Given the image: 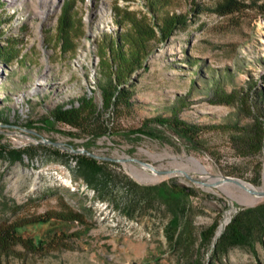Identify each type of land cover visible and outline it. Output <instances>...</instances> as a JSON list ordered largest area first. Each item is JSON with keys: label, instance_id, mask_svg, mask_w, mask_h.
Returning a JSON list of instances; mask_svg holds the SVG:
<instances>
[{"label": "rangeland", "instance_id": "1", "mask_svg": "<svg viewBox=\"0 0 264 264\" xmlns=\"http://www.w3.org/2000/svg\"><path fill=\"white\" fill-rule=\"evenodd\" d=\"M110 48L138 60L129 76L119 61L132 106L103 111L110 134L43 125L81 95L101 108ZM262 90L264 0H0V146L32 150L0 156V225L48 211L81 219L24 225L0 264H264V232L239 215L264 197L212 185L230 176L264 190V143L247 154L227 127L247 107L264 120ZM174 114L199 128L192 140L157 120ZM86 152L123 178L113 195L75 176L72 155ZM191 156L207 173L185 165ZM132 170L170 176L139 181Z\"/></svg>", "mask_w": 264, "mask_h": 264}, {"label": "trees", "instance_id": "2", "mask_svg": "<svg viewBox=\"0 0 264 264\" xmlns=\"http://www.w3.org/2000/svg\"><path fill=\"white\" fill-rule=\"evenodd\" d=\"M112 53L109 55V68L111 72L103 74V80L99 79L100 94L102 98L101 108L97 106L94 99L90 95H81L76 98L77 104L74 101L68 103L57 104L49 111L47 116L41 118L40 122L47 127L57 130L56 124H64L87 134L89 138L95 139L105 134H110V130L106 123L103 111L108 108H113L116 111L119 107L130 108L132 106V92L129 86H120L119 61L121 60L123 68L129 76L134 65L138 63L136 53H125L121 49L114 50L110 48ZM120 66V67H122ZM214 95L217 97L227 98L232 101L231 93H226L220 89H214ZM257 96L260 100H264V90L258 91ZM226 101V100H225ZM258 105V104H257ZM254 107V102H252ZM238 115L245 118L244 123L238 120L231 122L227 127L235 131L236 136L233 137L238 143V147L247 154H258L264 143V120L260 114H255L253 109L245 108V113L238 112ZM158 121L168 123L172 128L177 130L182 135L193 139L195 129L197 126L188 124L174 114L172 119L158 117ZM60 131V130H58ZM69 134H75L69 132ZM32 150L27 148H11L7 149L0 146V156L7 158L11 162L20 161L25 155L29 156ZM67 155L66 153H60ZM75 157V171L76 177L82 178L85 184L92 188V190L101 193L104 198L108 195H113V187L123 185L122 177L117 176L109 167V161L105 159L93 158L85 154L72 155ZM258 173V172H257ZM257 178H254L256 181ZM130 192L135 185L134 182L126 181ZM241 222L250 230L256 232H264V202L253 207L245 208L240 212ZM50 219L61 220H77L81 221L77 212L72 210L62 211H48L43 215L33 216L30 218H18L12 221H6L0 225V254H7L12 252L13 246L19 238V231L24 225L29 223L46 222ZM218 230V228H217ZM212 243V242H211Z\"/></svg>", "mask_w": 264, "mask_h": 264}, {"label": "bare ground", "instance_id": "3", "mask_svg": "<svg viewBox=\"0 0 264 264\" xmlns=\"http://www.w3.org/2000/svg\"><path fill=\"white\" fill-rule=\"evenodd\" d=\"M83 152V150H82ZM86 153H90V152H86ZM93 154V153H91ZM94 155V154H93ZM97 156V155H96ZM127 161H132L129 159H126ZM187 163L185 164L186 166H192L195 169L199 170L202 173H207L205 168L202 166V164L200 163V161H198V159H196L195 157H186ZM137 162V161H134ZM139 163V162H138ZM144 167L149 168L151 171H155V169L151 166V165H147L145 163H139ZM171 172H177L175 170L171 171ZM131 174L133 177H135L137 180L139 181H147V182H152V181H156L159 179H163L165 177H169L170 175H165V176H157V175H153L152 173H148V172H139L138 170H132ZM235 184L237 186H239L241 189H243L246 193L250 194V195H254L256 198H260L257 194L251 192L248 188V186H246L245 184H239V183H233V182H228V181H222L220 179H216L213 181L212 185H218V184ZM250 199V198H249ZM257 199L253 198L251 199L248 203H252L254 201H256ZM219 234V233H218Z\"/></svg>", "mask_w": 264, "mask_h": 264}, {"label": "water", "instance_id": "4", "mask_svg": "<svg viewBox=\"0 0 264 264\" xmlns=\"http://www.w3.org/2000/svg\"><path fill=\"white\" fill-rule=\"evenodd\" d=\"M26 130H30V129H27V128H26ZM32 132H34V131H32ZM102 136H103V135H102ZM100 137H101V136H100ZM98 138H99V137H98ZM53 144H56V145H57V143H54V142H53ZM69 148L72 149L73 151L77 150V149H75L74 147H72L71 145L69 146ZM87 154H88L89 156H91V157H93V158H97V159H104V158H105V157H99V156L93 155V154H91V153H87ZM127 159L132 160V161H137V162H139V163H145V164L148 165V163L143 162V161H141V160H139V159H137V158H127ZM178 170L181 171V172H184V173H185V171H183V170H181V169H178ZM217 179H220V180H222V181L233 182V183L245 184L246 186H248V188H249V190H250L251 192L257 194L259 197H264V190H257V189L254 188L252 185H250L249 183H247V182H245V181H243V180H241V179H239V178L230 177V176H224V177L217 178Z\"/></svg>", "mask_w": 264, "mask_h": 264}]
</instances>
